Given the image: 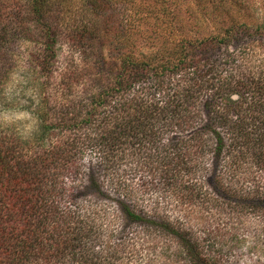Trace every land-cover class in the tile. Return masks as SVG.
I'll return each mask as SVG.
<instances>
[{"label": "trees", "instance_id": "obj_1", "mask_svg": "<svg viewBox=\"0 0 264 264\" xmlns=\"http://www.w3.org/2000/svg\"><path fill=\"white\" fill-rule=\"evenodd\" d=\"M160 2L0 0V115L13 106L21 46L41 48L29 78L35 130L0 123V264H118L127 225L175 245L185 264H220L210 233L145 204L135 177L185 214L253 218L264 245V15L246 13L245 0H193L182 30L170 24L179 0ZM62 37L96 51L93 79L68 69L54 84L67 101L74 85L93 84L73 108L49 90ZM86 155L102 179L83 172Z\"/></svg>", "mask_w": 264, "mask_h": 264}, {"label": "rangeland", "instance_id": "obj_2", "mask_svg": "<svg viewBox=\"0 0 264 264\" xmlns=\"http://www.w3.org/2000/svg\"><path fill=\"white\" fill-rule=\"evenodd\" d=\"M142 1H145L146 4H153L154 2L156 4L161 0ZM245 1L246 4L242 7L246 13L258 18H261L264 15V0ZM179 3L177 10L180 12V16L173 19L175 22L170 21V24L175 23V27H173L174 29L180 28L183 30V26L188 23L186 19V10H188V7L193 8L194 2L193 0H179ZM191 10L194 12L196 11L195 9ZM115 15L117 18L119 17V19L122 18L118 14ZM184 20L185 24L183 23ZM65 26L66 24L60 26L58 32L60 33L63 30V33L66 36L67 32ZM141 28L144 31L146 29L143 25ZM194 30L195 29H189L187 35L192 37ZM142 41L143 39L137 40V49L141 51V53L147 54L149 49L146 48V44ZM81 46L70 44V42L64 37L60 39L56 47L57 56L55 59V72L48 80L49 90L59 98L61 97V101L65 99L63 103L69 105L70 108H73V104L75 107L77 100L85 99L88 96L93 84L85 82L77 87L74 85L73 93L68 99L71 103L68 104L69 102L65 97L66 94H63L64 98L63 95H61L63 92L61 91L58 93V88L54 87V84L60 82L59 74H63L68 69H70V73L72 72L71 79L72 77L75 79V77L80 74L81 76L93 79L95 77L94 75L98 74V68L92 67L96 51L86 43ZM40 49L38 42H27L21 46L19 50L20 55H17L16 71L13 72L11 81L7 86V94L12 101L13 106L9 111L0 115V123H17L20 125L19 128H21L26 135H29L35 130L36 118L33 113L37 109L35 106L39 107L40 104L39 95L34 92L32 82L29 80V78L32 77L31 71L36 65V55L40 52ZM261 52L263 51L261 50ZM101 53L105 62L110 63L112 60H115V55L107 49L101 50ZM77 66H83L84 70L81 73H77ZM99 83L100 81H96L95 85ZM82 166L83 172H96V175L102 179V176L99 175L100 165L94 158L86 155ZM70 181L71 180L69 179L65 182L67 186L72 183ZM139 185L140 183L138 182L137 177H135L133 186L136 191L139 190L138 195L144 198L145 204L151 206L157 204L160 206L161 211L170 217V219H182L185 223L190 221L189 226L193 227L197 234L203 236V233L205 232V235L207 236V234L210 233L207 237L210 238V241L213 244V253H215L220 259V264H264L263 240L256 233V228L259 225L253 218L247 217L241 220L229 221L221 220L220 222V219L218 218L208 220L205 217H199L200 215L196 213L189 214L188 212V214H185L184 209L177 205L172 198L161 194L160 191H157L156 189H140L141 187H138ZM122 226L123 224L120 221L118 224H112V228L110 229L120 230ZM126 238L130 240V245H128L129 248L124 251L121 257H119L120 262L118 264H185L180 255L177 257L175 256L173 252L175 249L174 247H176L175 245L167 247L168 242L165 243L160 237H150L147 234H143L134 225H127L124 239ZM165 247H167V249H165Z\"/></svg>", "mask_w": 264, "mask_h": 264}]
</instances>
